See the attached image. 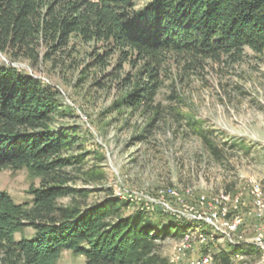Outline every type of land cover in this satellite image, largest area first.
<instances>
[{
  "label": "trees",
  "instance_id": "trees-1",
  "mask_svg": "<svg viewBox=\"0 0 264 264\" xmlns=\"http://www.w3.org/2000/svg\"><path fill=\"white\" fill-rule=\"evenodd\" d=\"M89 44L102 50L93 67L106 68L107 57L118 54L121 67L137 69L123 104L157 115V95L173 76L198 73L208 61H238L247 49L264 52V0H0L6 58L0 61V171L27 169L40 180L28 191L31 202L0 191L5 264H57L64 251L84 256L86 264H171L159 242L182 238L192 226L146 209L127 213L130 203L112 193L88 206L76 198L90 191L72 185V170L83 160L74 129L61 122L72 111L62 91L37 73L46 64L75 66L78 45ZM190 125L217 155L206 131L196 121ZM64 198L70 203H60ZM27 228L32 235L24 234ZM231 254L215 256L231 264Z\"/></svg>",
  "mask_w": 264,
  "mask_h": 264
},
{
  "label": "rangeland",
  "instance_id": "rangeland-1",
  "mask_svg": "<svg viewBox=\"0 0 264 264\" xmlns=\"http://www.w3.org/2000/svg\"><path fill=\"white\" fill-rule=\"evenodd\" d=\"M78 50L75 66L46 64L37 73L62 91V102L72 111L61 120L74 129L80 147L76 154H83L72 170V185L90 191L87 197L77 194L78 201L88 206L112 193L130 203L127 213L146 209L191 222L182 238L169 236L159 242L158 252L171 264H189L206 253L212 255V264H222L215 255L224 250L232 253L231 264H263L264 52L247 49L238 61H208L198 73L173 76L157 95L160 113L155 115L123 104L124 87L137 69L121 67L118 54L107 57L106 68L93 67L101 48L89 44L78 45ZM15 66L32 72L27 63ZM191 121L214 141L217 155ZM39 184L27 169L0 171V191L16 202H31L28 191ZM214 213L213 224L203 219ZM235 217L242 222L230 234L233 243L225 223ZM24 234L30 236L32 230ZM183 243L189 253L176 263ZM231 246L240 248L234 251ZM0 264H5L1 254ZM57 264H86V259L64 251Z\"/></svg>",
  "mask_w": 264,
  "mask_h": 264
},
{
  "label": "bare ground",
  "instance_id": "bare-ground-1",
  "mask_svg": "<svg viewBox=\"0 0 264 264\" xmlns=\"http://www.w3.org/2000/svg\"><path fill=\"white\" fill-rule=\"evenodd\" d=\"M217 218V214H212V216H207V217H203L204 220L208 221L209 223H212L213 224V219H216ZM242 222V219L240 217H235L232 221L230 222H227L225 223L226 227H227V230L229 231V233H226L229 237V240L233 243H236L234 240L231 239V236L230 234L232 235L235 231L238 230V227L239 225L241 224ZM220 228V227H219ZM218 229V227H217ZM219 230V229H218ZM185 241V240H184ZM259 248L261 249V253H262V257H263V260H264V244H261L259 246ZM187 249V245L186 244H181L179 247H178V251H177V254L175 255L174 257V261H179L180 257L182 255H184V253H182L183 251H185ZM238 255V253L236 254V256ZM201 256H209V264H212V255L210 253H206L204 255H201ZM177 263V262H176Z\"/></svg>",
  "mask_w": 264,
  "mask_h": 264
},
{
  "label": "built area",
  "instance_id": "built-area-1",
  "mask_svg": "<svg viewBox=\"0 0 264 264\" xmlns=\"http://www.w3.org/2000/svg\"><path fill=\"white\" fill-rule=\"evenodd\" d=\"M203 240L202 242H204ZM182 253H189V251L185 250ZM189 264H209V256H198L193 257L189 260Z\"/></svg>",
  "mask_w": 264,
  "mask_h": 264
},
{
  "label": "crops",
  "instance_id": "crops-1",
  "mask_svg": "<svg viewBox=\"0 0 264 264\" xmlns=\"http://www.w3.org/2000/svg\"><path fill=\"white\" fill-rule=\"evenodd\" d=\"M230 252V251H229Z\"/></svg>",
  "mask_w": 264,
  "mask_h": 264
},
{
  "label": "water",
  "instance_id": "water-1",
  "mask_svg": "<svg viewBox=\"0 0 264 264\" xmlns=\"http://www.w3.org/2000/svg\"><path fill=\"white\" fill-rule=\"evenodd\" d=\"M264 264V263H263Z\"/></svg>",
  "mask_w": 264,
  "mask_h": 264
}]
</instances>
